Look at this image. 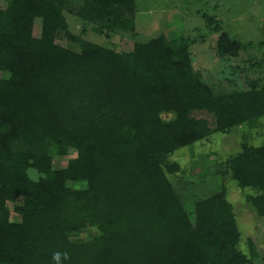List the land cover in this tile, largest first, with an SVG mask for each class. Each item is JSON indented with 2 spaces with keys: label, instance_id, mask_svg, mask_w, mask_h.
I'll list each match as a JSON object with an SVG mask.
<instances>
[{
  "label": "trees",
  "instance_id": "obj_1",
  "mask_svg": "<svg viewBox=\"0 0 264 264\" xmlns=\"http://www.w3.org/2000/svg\"><path fill=\"white\" fill-rule=\"evenodd\" d=\"M2 1L0 264H259L252 240L248 254L240 248L224 183L189 211L178 187L189 173L171 157L214 133L256 129L264 83L216 94L192 66L190 39L159 35L116 52L73 34L65 16L110 38L134 31L136 0H77L76 9L69 0ZM242 49L217 36L219 58ZM224 174L264 218V143L243 142Z\"/></svg>",
  "mask_w": 264,
  "mask_h": 264
},
{
  "label": "rangeland",
  "instance_id": "obj_2",
  "mask_svg": "<svg viewBox=\"0 0 264 264\" xmlns=\"http://www.w3.org/2000/svg\"><path fill=\"white\" fill-rule=\"evenodd\" d=\"M69 1L75 9L80 4L77 0ZM3 6L0 0V7ZM65 16L73 34L116 52H129L134 43H144L159 35L168 39L182 35L190 39L193 42L189 48L192 66L216 94L246 90L251 80L264 83V0H136L134 31L119 32L110 38L68 13ZM208 19H213L214 23L209 24ZM40 27V21L36 20L35 37ZM215 27L242 44L243 49L236 57L216 55V39L220 32L217 33ZM56 43L72 51L80 50L78 45L62 37ZM243 142L252 146L264 143V119L256 129L242 125L229 133H214L193 146L177 150L171 160L189 173L178 186L189 211L198 198L218 191L224 183L242 238L240 248L248 254L247 240H252L258 254L256 262L264 264V218L258 217L245 203L244 197L250 192L239 190L230 175L224 174L227 159L240 151ZM73 157V153L68 157L56 156L53 167L63 168ZM28 175L32 180L38 178L33 170H29ZM68 186L80 188L75 183H68ZM11 219L19 221L13 213Z\"/></svg>",
  "mask_w": 264,
  "mask_h": 264
},
{
  "label": "clouds",
  "instance_id": "obj_3",
  "mask_svg": "<svg viewBox=\"0 0 264 264\" xmlns=\"http://www.w3.org/2000/svg\"><path fill=\"white\" fill-rule=\"evenodd\" d=\"M60 256V253H56L55 256H54V259H58ZM65 258H66V254H65Z\"/></svg>",
  "mask_w": 264,
  "mask_h": 264
}]
</instances>
